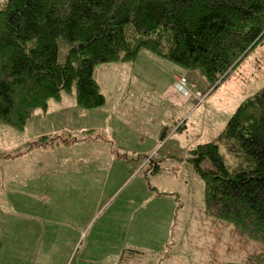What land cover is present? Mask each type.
I'll return each instance as SVG.
<instances>
[{
  "label": "rangeland",
  "instance_id": "obj_1",
  "mask_svg": "<svg viewBox=\"0 0 264 264\" xmlns=\"http://www.w3.org/2000/svg\"><path fill=\"white\" fill-rule=\"evenodd\" d=\"M5 2L0 0V6ZM60 46L59 60L63 62L71 47ZM175 75L186 77L184 86L177 82L183 96L201 104L198 98L202 95L206 106L196 108L193 103L180 109L163 99V91L174 84ZM96 79L108 106L80 111L75 93L66 95L70 118L64 122V129L63 122L57 123L41 110L34 113L23 132L0 125V190H5L13 176L25 177L20 175L26 163L39 177L55 175L57 162H84L81 150L71 149L73 146L121 147L111 154L86 158L93 161L98 157L96 162L104 166L103 171H82L92 173L85 180L92 181L93 186L75 187L80 199L89 195L90 201L80 203V208L68 199L63 203L66 212H80L89 220L82 241L86 237L91 240L99 260L106 258L105 264H264L263 243L204 215V184L186 164L192 149L214 142L231 171L241 165L240 153L221 145L219 136L241 104L264 88V43L209 93L199 73H187L147 51H142L134 63L101 65ZM183 122L188 130L161 133L164 126ZM91 128L97 132L90 136V143L85 131ZM171 156L178 158L176 170L168 164ZM184 159L182 169L179 163ZM156 171L163 176L155 175ZM82 174L78 173L75 180L84 179ZM40 204L46 211L56 210L55 202ZM82 241L72 249L68 264L79 263Z\"/></svg>",
  "mask_w": 264,
  "mask_h": 264
},
{
  "label": "trees",
  "instance_id": "obj_2",
  "mask_svg": "<svg viewBox=\"0 0 264 264\" xmlns=\"http://www.w3.org/2000/svg\"><path fill=\"white\" fill-rule=\"evenodd\" d=\"M263 43L264 0H7L0 125L23 132L37 110L73 93L82 111L104 107L96 69L134 63L142 51L199 73L213 92ZM60 44L71 47L63 62ZM219 141L240 153L233 171L214 142L187 157L204 184L206 215L264 244V88L241 104Z\"/></svg>",
  "mask_w": 264,
  "mask_h": 264
},
{
  "label": "crops",
  "instance_id": "obj_3",
  "mask_svg": "<svg viewBox=\"0 0 264 264\" xmlns=\"http://www.w3.org/2000/svg\"><path fill=\"white\" fill-rule=\"evenodd\" d=\"M179 77L180 76L175 75L174 84H170L164 89L162 94L163 99L168 100L173 106L180 109L185 108L187 105H193V103L197 104L196 108L206 106V100L199 104L197 100L193 102L192 99H188L183 96V93L181 92L182 90L177 89ZM182 77L186 78L185 76ZM96 81L98 82L102 91L99 81L97 79ZM186 87L190 89L189 83L186 85ZM189 91L192 95L191 89ZM67 103L68 101L66 100V96H63L59 102L49 101L48 108L46 110H41L43 112L41 114L55 118L57 123L63 122L64 129V122L68 121V118H70V114L66 113L68 111V109L66 110V106H68ZM107 106L108 101L106 99L105 106L97 110H103ZM39 120L42 119L39 118ZM184 123L185 122H183L181 125L173 124V126H164L161 129V133L163 134L164 129L167 127H172V130L169 132L174 134H177L178 132H181L185 129L188 130L186 123L185 125ZM98 129L102 130V127H99ZM85 132H87L88 135L87 141L91 143L90 136L97 132V129L91 128ZM109 132L111 131L109 130ZM73 148L81 150L83 155L81 160H84V162H57L55 165V175L50 176L47 173L46 175H40L38 177L36 173L32 172L33 169L31 170L32 165L30 163H26L21 166L24 174H21L20 176L25 177L18 178L17 176L15 177L10 174L13 176V178L9 180V184H5L4 191L0 190V264L69 263L70 257L73 253L72 249H75L76 244H78L79 241H82V235H85L84 229L89 220L81 216L80 212H66L64 210L63 203L66 201V199H68V201H72L78 208H80V203L90 201L89 195H85L84 199H80V192L75 193V187L93 186L94 183L92 181L85 180V178H87V176L92 173L82 174V171H103L104 169L102 167L104 166L101 163L96 162L99 161L98 157L96 160H93L94 158L92 159L91 157L90 159L93 161H87L86 158L91 156V154H111L112 150L121 147H71V149ZM156 159L159 161H164L162 157H157ZM168 160L171 161L168 162V164L173 165L172 169H178V167H174V164H176L175 162L178 163V158L171 156ZM184 163H186L185 159L181 160V163H179L182 164L180 168H184ZM103 164L106 167H112V164H110V166L108 163ZM186 164H188V162ZM90 166H93V169L90 168ZM94 166H98V168H95ZM21 169L19 168V170ZM78 173L82 174L84 179L75 180V178L78 177ZM155 175H158L159 177L163 176L161 173L158 174L157 171ZM3 179L5 178L3 177ZM166 180L170 182L169 179L166 178ZM69 187H72L71 190ZM24 190L26 193L22 194L21 192ZM45 202H55L56 210L46 211V209L40 204ZM77 213H79V216H77ZM204 215L208 217L205 211V204ZM84 241H82V245L78 248V264H105L104 261H107V259L102 258L99 260V258L96 256L94 247L91 244V240H86L87 242L82 249ZM66 247H68L67 253L65 251Z\"/></svg>",
  "mask_w": 264,
  "mask_h": 264
},
{
  "label": "built area",
  "instance_id": "obj_4",
  "mask_svg": "<svg viewBox=\"0 0 264 264\" xmlns=\"http://www.w3.org/2000/svg\"><path fill=\"white\" fill-rule=\"evenodd\" d=\"M178 84L184 86L186 84V79L185 78H181V79L179 78L178 79ZM199 97L200 98H198V100L200 101V103H203L204 102V99H203L202 95H200Z\"/></svg>",
  "mask_w": 264,
  "mask_h": 264
}]
</instances>
